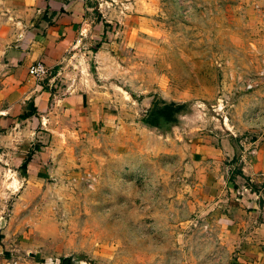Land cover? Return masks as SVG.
Returning a JSON list of instances; mask_svg holds the SVG:
<instances>
[{
    "label": "rangeland",
    "instance_id": "rangeland-1",
    "mask_svg": "<svg viewBox=\"0 0 264 264\" xmlns=\"http://www.w3.org/2000/svg\"><path fill=\"white\" fill-rule=\"evenodd\" d=\"M88 1L99 25L63 52L41 157L0 173V264H236L264 0Z\"/></svg>",
    "mask_w": 264,
    "mask_h": 264
},
{
    "label": "crops",
    "instance_id": "crops-1",
    "mask_svg": "<svg viewBox=\"0 0 264 264\" xmlns=\"http://www.w3.org/2000/svg\"><path fill=\"white\" fill-rule=\"evenodd\" d=\"M92 9L88 0H0V173H24L41 157V149L32 151L31 144L46 126L50 82L61 69L65 49L77 46L90 26L98 27ZM36 61L50 69L42 80L27 73ZM260 135L240 164L241 175L258 182L261 190L258 196L248 186L234 201L236 264H264V129ZM6 179L0 186H11ZM218 217L229 220L227 214Z\"/></svg>",
    "mask_w": 264,
    "mask_h": 264
},
{
    "label": "built area",
    "instance_id": "built-area-1",
    "mask_svg": "<svg viewBox=\"0 0 264 264\" xmlns=\"http://www.w3.org/2000/svg\"><path fill=\"white\" fill-rule=\"evenodd\" d=\"M27 73L35 78L39 79L41 77H44L47 73V68L44 66V64L40 61L33 62L27 67ZM252 84L248 83L246 84V88H251Z\"/></svg>",
    "mask_w": 264,
    "mask_h": 264
},
{
    "label": "water",
    "instance_id": "water-1",
    "mask_svg": "<svg viewBox=\"0 0 264 264\" xmlns=\"http://www.w3.org/2000/svg\"><path fill=\"white\" fill-rule=\"evenodd\" d=\"M75 263L76 261L72 255L63 256L59 261V264H75Z\"/></svg>",
    "mask_w": 264,
    "mask_h": 264
}]
</instances>
